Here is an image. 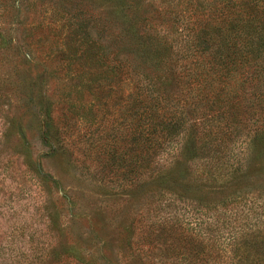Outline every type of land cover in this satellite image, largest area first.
<instances>
[{"label":"trees","instance_id":"1","mask_svg":"<svg viewBox=\"0 0 264 264\" xmlns=\"http://www.w3.org/2000/svg\"><path fill=\"white\" fill-rule=\"evenodd\" d=\"M105 2L121 27L115 56L106 49L87 52L89 69L76 78L73 92L88 89L95 97L100 89L99 103L90 106L103 110L102 118L118 107L119 123L109 121L104 134L70 147L71 105L56 133L61 121L47 110L38 113L42 141L51 145L46 157L70 152V161L83 163L84 182H93L89 189L68 188L44 172L41 158L34 167L25 163L22 171L43 198V232L52 237L39 258L65 252L76 264H144V257H153V264H264V178L253 177L264 175V0ZM10 123L7 136L17 131ZM22 148L31 157L25 143ZM15 159L11 152L9 178H21ZM18 187L8 193V256L11 264H27L15 246L21 242V225L12 220ZM104 188L112 197L97 199ZM55 191L64 199L60 210ZM65 209L70 220L80 212L101 226L86 228L67 245ZM118 210L113 234L102 235L107 213ZM135 244L142 246L135 250Z\"/></svg>","mask_w":264,"mask_h":264},{"label":"rangeland","instance_id":"2","mask_svg":"<svg viewBox=\"0 0 264 264\" xmlns=\"http://www.w3.org/2000/svg\"><path fill=\"white\" fill-rule=\"evenodd\" d=\"M116 20H119L118 15L109 10L105 0H0V264H11L8 256V215L9 219L11 217L8 193L9 189L13 193L17 192L19 183L21 192L17 196L20 205L12 220L21 225L17 236L21 242L15 246L18 250L21 248L22 259H29L27 264H76L65 252L56 254L50 260L43 261L39 258L40 246L50 242L52 237L43 232L45 225L40 208L43 198L39 187L34 182L35 179L24 174L22 170L26 168L28 161L34 167L41 158L44 172L62 178L68 188H75V184L82 188H93V182H84L80 175L83 163L77 162L73 156L74 162L70 161V152L55 154L53 158L46 157L51 152V145L42 141L41 133H44L45 127H40L38 113L41 109L47 110L50 115L52 113L51 116L61 121L55 125L53 131L56 133L57 127L70 118L68 109L71 105L69 110L74 114L73 122L76 124L70 123L71 128L65 131L70 147L78 145L81 139L91 140L98 133L104 134L103 128L109 121L113 125L119 123L121 111L118 107L107 109L106 113L112 114H105L102 118L104 111L90 106L99 103V100L94 99L101 95L100 89L94 91L95 97L90 95L88 89L82 94L73 92L76 78L89 69L85 58L87 52L94 51L101 55L102 50L106 49L111 51L112 57L115 56V33L121 30ZM161 21L162 18H158V22ZM74 47L82 50L75 56L72 53ZM81 95L83 101L80 100ZM82 102H87L84 110L77 107ZM96 112L100 114L99 117L94 116ZM9 121L10 126L14 121L17 127L12 136H7ZM116 132L119 134L120 129H116ZM51 142L53 146H57L55 139ZM24 143L31 154L27 159L21 154ZM80 151L84 158L82 147ZM11 152L16 158L15 165L18 164L21 168V178L16 177L17 174L12 175L17 180L8 177L11 169L8 157ZM256 176L260 178L258 181L264 178L259 171L254 172L253 177ZM112 191H105L104 188L106 195L95 197L108 199ZM59 195L55 191L54 197L59 199L55 202L56 210L64 206L61 205L64 199L59 198ZM207 197L213 198L208 195ZM63 213L65 224L69 222L71 227L68 231L65 230L66 235L62 238L67 245L73 243L74 237L86 228L97 229L101 226V223H97V218L94 220L80 216V212L74 213L72 220L66 209ZM107 217L109 226L103 227L102 235L113 234L114 227L121 218L120 211L107 213ZM140 246L142 245L135 244V250ZM152 258L144 257V264H153Z\"/></svg>","mask_w":264,"mask_h":264}]
</instances>
